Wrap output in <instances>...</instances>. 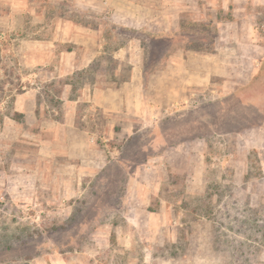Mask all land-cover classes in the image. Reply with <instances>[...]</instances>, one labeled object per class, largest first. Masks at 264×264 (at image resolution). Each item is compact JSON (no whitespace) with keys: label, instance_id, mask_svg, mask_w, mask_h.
<instances>
[{"label":"rangeland","instance_id":"374dc122","mask_svg":"<svg viewBox=\"0 0 264 264\" xmlns=\"http://www.w3.org/2000/svg\"><path fill=\"white\" fill-rule=\"evenodd\" d=\"M263 24L231 0H0V264H264Z\"/></svg>","mask_w":264,"mask_h":264},{"label":"crops","instance_id":"0c3cea01","mask_svg":"<svg viewBox=\"0 0 264 264\" xmlns=\"http://www.w3.org/2000/svg\"><path fill=\"white\" fill-rule=\"evenodd\" d=\"M176 1H179V0H176ZM231 1L238 2V3L239 2L240 3H248V4H250V6L253 5L254 8H257V7L261 6V5H264V0H231ZM239 25L240 24L238 23V25H237V33L249 34L251 32L250 28L248 26H246V25H244V26L240 25L239 26ZM242 45H243V43H242ZM245 45L246 44L244 43V46ZM260 70H261V68H260ZM259 76H260V78L262 77V75H259ZM258 77L253 75V77H252L253 79L252 80L256 81V80H258ZM134 78L135 77H132V79L129 82L131 83L132 81H134L135 80ZM111 95H112V92L109 89H103L102 88V89H99L98 91L95 92V99H97V102H98L97 104L99 106H102L105 109V111L107 113H109V114H111L110 111H113V110L110 108V106H108V104L106 102V98L108 96H111Z\"/></svg>","mask_w":264,"mask_h":264},{"label":"built area","instance_id":"2783aa9c","mask_svg":"<svg viewBox=\"0 0 264 264\" xmlns=\"http://www.w3.org/2000/svg\"><path fill=\"white\" fill-rule=\"evenodd\" d=\"M262 29H263V31H264V24L262 25Z\"/></svg>","mask_w":264,"mask_h":264}]
</instances>
